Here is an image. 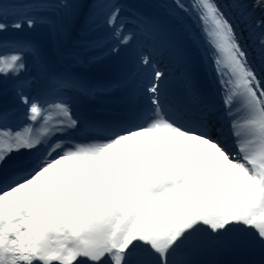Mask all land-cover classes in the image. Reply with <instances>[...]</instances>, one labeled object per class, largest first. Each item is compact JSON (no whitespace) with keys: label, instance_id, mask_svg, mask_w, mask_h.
Masks as SVG:
<instances>
[{"label":"snow or ice","instance_id":"snow-or-ice-1","mask_svg":"<svg viewBox=\"0 0 264 264\" xmlns=\"http://www.w3.org/2000/svg\"><path fill=\"white\" fill-rule=\"evenodd\" d=\"M174 3L167 16L122 17L116 0H0V76L33 122L0 127V264H264V0ZM101 11L110 31L86 45L101 50L90 60H120L139 36L170 71L143 51L104 85L61 70L84 53L60 41ZM184 16L199 27L214 94ZM38 24L48 38L22 35ZM99 95L93 115L86 102Z\"/></svg>","mask_w":264,"mask_h":264},{"label":"rangeland","instance_id":"rangeland-1","mask_svg":"<svg viewBox=\"0 0 264 264\" xmlns=\"http://www.w3.org/2000/svg\"><path fill=\"white\" fill-rule=\"evenodd\" d=\"M226 1H228L230 3V0H217V2L220 3L222 6L226 4ZM69 2H71V0H69ZM101 2H104V0H101ZM116 2L126 5V7L124 9H122V11H121V16L122 17L131 15V12L129 11V7L131 8V5H134L136 8H138L139 9L138 11L141 12V13H151V12L155 11L160 16H167V14L169 12V8L165 7V6H172L173 8L175 7L174 0H116ZM182 2L187 5V4L190 3V0H182ZM148 7H151L152 9H149ZM163 11L165 12L164 14H163ZM177 11H179V10L177 9ZM182 14L183 13H181V15ZM98 18L99 19H97V21L100 22L101 24H103V26L105 27V31L108 33L110 31V29H108V27L104 23V13H103V11H101L99 13ZM168 19H169L170 23H175V19L173 17H168ZM235 20L239 24V19H235ZM184 21H187V19L184 18ZM117 23H119V20L117 21ZM194 23H195V29H196L197 33L199 34V27L196 24V22H194ZM133 27L134 26L131 23H126L125 30L127 31L128 29L133 28ZM240 27L243 28L244 26L240 25ZM249 30H250V27H249ZM83 32H81V33H83ZM79 34L77 35L76 39L80 38ZM106 34H104V37L106 36ZM22 35H25V36L27 35V36H30V37H33V38H37V37H41V36H43L45 38H48L47 29L44 26L39 25V24L34 29H31V30H27L26 29L25 32L22 33ZM68 40L62 39L60 41V47L62 48L61 49L62 51L64 49H66V51H68V50H77V51H81L82 53H84L82 50H80L79 45H78V43L76 41L71 43V42H67ZM73 40H75V38ZM248 43L250 45L251 41H248ZM140 46L142 47L141 50L145 54H151L152 52H154V55L156 56V58L158 60V63H157L158 66L163 71H165V73L167 71L166 67H168V68L170 67L171 68V62L168 59L167 55H162V54L158 53L155 50H150L149 48H151V49L153 48L151 42L150 41H145L144 39H142L139 36H137L136 39L133 40L132 44L128 47V49H126L124 51V52H126V56H122V58L120 60H117V63L121 64V60L123 58H125L126 60H125V62L123 64H126L129 67L132 66V62L135 59V54L137 52H139V47ZM69 47H70V49H69ZM201 47H202V54L203 53L205 54V47L203 45ZM195 49L196 50H194V55H195V59H196V65H197V68H198L200 66V62H201V59H200V53L201 52L199 51V47H196ZM50 51L52 52L53 55H55V45H51ZM108 58H109V56L105 59V61ZM88 59H89V56H86L85 53H84V62H89V63H84L83 62V63L78 64V65H73V64H71L68 61V63H70L69 67L73 68V70H71V71L76 72V73L80 74L81 76H84L85 78H87L92 83L95 82L97 78H100V80H101V82L103 84H107V83H109V82H111V81H113V80H115L117 78V76L119 74V67L114 68L113 70H111L109 72H105L106 68L104 67L101 70V73H99L98 75L82 74L81 72L79 73L74 68V67H76L77 69H79V68L81 69L82 68L84 70L89 69L90 61ZM114 61H115V59L113 58L111 62H114ZM29 67H30V70H31V65ZM202 71H203V76L202 77L207 75L205 66L203 65V62H202ZM199 78H201V76H199ZM206 78H208V80L210 82L209 78H211V77H206ZM9 80H10V82H9L7 87H5V88L4 87H0V94L6 92L9 95V97H10L11 94H13L15 91H14L13 81L11 79H9ZM9 80H7V81H9ZM0 81H2L4 83H7V81L6 82L4 81L3 77H2V79ZM203 84H204V86H205V88L207 90H210L213 94L215 93V90L214 91L211 90L209 88V86H207V84H205V81L203 82ZM44 87H45L44 82L40 81V82L34 84L31 89H28V88L27 89L29 91H32V92H36L37 91V93H39L41 91V89H43ZM114 93L119 94L118 91H115ZM27 94L31 96V93H27ZM53 94L55 95V93H53ZM51 95L48 96L47 98H50ZM106 99H107L106 96L99 95L94 101L105 102ZM22 106L23 105H21V107ZM249 258H251V257L245 256V255H237V254H227L225 256L219 257V259L224 260V261H236V260H244V259H249Z\"/></svg>","mask_w":264,"mask_h":264},{"label":"bare ground","instance_id":"bare-ground-1","mask_svg":"<svg viewBox=\"0 0 264 264\" xmlns=\"http://www.w3.org/2000/svg\"><path fill=\"white\" fill-rule=\"evenodd\" d=\"M226 3H229L228 1H226ZM165 12L163 11V14H164ZM232 19H233V22L234 23H236V24H238L237 22H236V20L235 19H239L238 18V16H236V15H233L232 17H231ZM97 19H99V18H97ZM103 24H101L100 22H98V21H96V23L93 25V28H92V31H95V32H97V34H96V36H94V37H90L89 39H88V41H87V44L90 42V41H94V40H98V39H101V38H103L104 37V34H106L107 32L103 29ZM239 27H240V25H239ZM248 30L249 29H245V31H244V35H245V37L247 36V33H248ZM90 33H92V32H90ZM27 36V35H26ZM72 39H69L67 42H70ZM247 43H248V41H247ZM249 44V43H248ZM79 48H80V50H82L84 53H85V55L86 56H91V52H93L94 50H91V49H86L85 48V45L84 44H80L79 45ZM141 46L139 47V51H142L141 50ZM62 49V48H61ZM69 49H70V47H69ZM150 50H154L153 48L151 49V48H149ZM63 51H66V49H64ZM95 51H101V50H95ZM152 57H153V59L158 63V60H157V58H156V56L154 55V52H152L151 54H150ZM123 56H126V52H124L123 53ZM112 57V56H111ZM115 59V58H114ZM89 61H90V64H89V69H87V70H84V69H77L76 67H74L79 73L81 72L82 74H84V73H90L91 71H93L92 69H94V68H97L99 65H100V62H98L97 60H95V61H92V60H90V59H88ZM87 60V61H88ZM125 58H123L122 60H121V63H124L125 62ZM84 63H89V62H84ZM70 66V63H68V61H64V62H62V63H60V64H58V67L61 69V70H63V69H68V70H73V68H70L69 67ZM120 66V64H118L117 63V59H115V61L114 62H108V63H106L105 64V68H106V71L105 72H109V71H111V70H113L114 68H117V67H119ZM2 79V76H0V80ZM0 85H4V82H2V81H0ZM3 93H1L0 95H2ZM113 95V94H112ZM117 96V95H116ZM116 96H114L113 95V98L114 97H116ZM4 104H11V103H13V101H11L10 99H8L7 97H5V98H3V101H2ZM91 102H93V104H96V106H99V107H101V106H104V104H105V102H98V101H91Z\"/></svg>","mask_w":264,"mask_h":264},{"label":"trees","instance_id":"trees-1","mask_svg":"<svg viewBox=\"0 0 264 264\" xmlns=\"http://www.w3.org/2000/svg\"><path fill=\"white\" fill-rule=\"evenodd\" d=\"M131 8H132V10H134V11H138L139 9L138 8H136L134 5H131ZM149 9H152L151 7H148ZM184 14H182V16H183ZM184 18L185 19H187V21H185V26L186 27H188L189 29H190V32H191V36H190V39L192 40V41H197V43L195 44V46H194V50H196L195 48L196 47H199V51L202 53V45H203V43H202V40H200L199 39V34L197 33V31H196V29H195V21L194 20H192V19H188L187 18V16H184ZM103 29L105 30V27H103ZM88 30L90 31V32H92V33H89L86 37L89 39L90 37H94V36H96V34H97V32H95V31H92V29H91V27L90 28H88ZM204 53L203 54H201V57H202V60H201V62H200V67L199 68H197V71H198V75L199 76H203V71H202V62H203V65L205 66V69H206V73H207V75H205V76H208V77H211V78H209L210 79V82H207L206 80H205V78H203V80L205 81V84H207V86H209V88L211 89V90H215V86L213 85V77H212V74L208 71V65H207V62L205 61V59H204Z\"/></svg>","mask_w":264,"mask_h":264}]
</instances>
